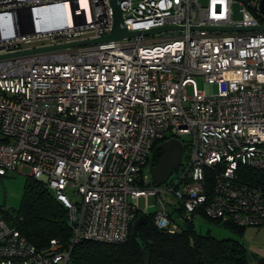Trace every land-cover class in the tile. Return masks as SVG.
Masks as SVG:
<instances>
[{
  "label": "built area",
  "instance_id": "built-area-1",
  "mask_svg": "<svg viewBox=\"0 0 264 264\" xmlns=\"http://www.w3.org/2000/svg\"><path fill=\"white\" fill-rule=\"evenodd\" d=\"M259 2L0 0V177L26 167L67 209L71 233L66 248L49 240L37 251L0 217V264H68L81 241L122 243L135 214H146L140 198L157 206L154 227L172 234L161 192L186 218L264 226V190L236 174L264 172ZM114 6L127 32L181 29L69 46L106 36ZM229 27L263 28L220 30ZM172 139L186 160L148 188L152 148Z\"/></svg>",
  "mask_w": 264,
  "mask_h": 264
},
{
  "label": "trees",
  "instance_id": "trees-1",
  "mask_svg": "<svg viewBox=\"0 0 264 264\" xmlns=\"http://www.w3.org/2000/svg\"><path fill=\"white\" fill-rule=\"evenodd\" d=\"M183 150L186 148L183 146ZM160 157L157 145L151 151L150 160L155 165ZM239 182L258 186L264 190V172L237 167ZM210 183V174L205 171ZM3 177V176H2ZM182 219V226L172 234L158 230L153 225V214H135L133 221L142 216L136 233L119 244L81 241L70 250L68 264H142L141 253L147 252L148 264H248L245 249L237 241L244 228L229 223L207 219L201 213L189 218L175 209ZM220 226L236 236L235 239H216L208 231H195L193 216ZM67 209L44 184L28 176L22 184V193L16 211H1L0 217L12 226L37 251H43L49 240H58L62 247L69 243L70 229L66 221Z\"/></svg>",
  "mask_w": 264,
  "mask_h": 264
},
{
  "label": "rangeland",
  "instance_id": "rangeland-1",
  "mask_svg": "<svg viewBox=\"0 0 264 264\" xmlns=\"http://www.w3.org/2000/svg\"><path fill=\"white\" fill-rule=\"evenodd\" d=\"M205 0H199L200 4H204ZM233 19H236V6H233ZM193 80L195 82V87L197 90L202 91L205 88V85L202 81V78L200 76L193 77ZM216 91V87L213 85L211 87V92L214 93ZM186 95L190 96V88L187 87ZM185 139V137H184ZM186 160V150H183L182 157L180 162L184 163ZM29 176V170L26 167H21L17 170V172L7 173L3 177H0V208L4 210H8L9 212H14L17 210L21 198L22 193V184L26 177ZM148 188L153 186V183L151 179L149 178L147 181ZM66 198L72 203V204H78L80 199L75 193H71L69 191L65 192ZM159 199L161 200V203L166 207V209L172 213V217L174 219V223L179 228L182 226V219L175 210L176 208H173L176 205V201L170 197V195H164L162 192L159 194ZM138 207L142 210H145L146 214H153L157 210V206L155 204H152L150 202L149 205H144V201L142 198L138 200ZM192 222L194 225V229L196 232L200 234H204L206 231L208 233L216 238V239H235L236 236L229 232L228 230L216 226L212 223L206 222L204 219L200 218L195 214L192 218ZM246 232V231H245ZM243 233L241 237H237V241L240 242L241 245L245 248L246 243H248V237L246 233Z\"/></svg>",
  "mask_w": 264,
  "mask_h": 264
},
{
  "label": "water",
  "instance_id": "water-1",
  "mask_svg": "<svg viewBox=\"0 0 264 264\" xmlns=\"http://www.w3.org/2000/svg\"><path fill=\"white\" fill-rule=\"evenodd\" d=\"M259 11L264 13V0H260L259 2ZM121 22L120 12L117 6L112 7V27L110 32L101 38L91 40V41H83L78 42L75 44H71L69 46H77V45H84L90 43H99L105 41H112V40H121V39H130L133 37H137L140 35H151V34H158L166 30H178L181 27H160L150 29L148 31H133L127 32L124 28H120L118 25ZM263 27H256V28H243V27H229V28H220L221 31H247V30H259ZM208 29H218V28H208ZM68 47L67 45H61L57 47L45 48L37 51H48L58 48ZM29 53V52H26ZM8 57V56H3ZM2 58V57H0ZM157 150L160 152V157L155 165H152L151 161H149L147 165V171L152 183L155 186H159L163 184L167 178L175 171L176 167L179 165L181 157H182V147L180 143L176 140H167L157 145ZM143 217L140 216L136 218L132 225H131V234L134 235L138 226L142 223ZM141 261L142 264H148V254L147 252L141 253ZM258 264H264L263 262H258Z\"/></svg>",
  "mask_w": 264,
  "mask_h": 264
},
{
  "label": "crops",
  "instance_id": "crops-1",
  "mask_svg": "<svg viewBox=\"0 0 264 264\" xmlns=\"http://www.w3.org/2000/svg\"><path fill=\"white\" fill-rule=\"evenodd\" d=\"M244 232L248 237V243H246L245 248L243 245L242 247L245 249L248 264L264 263V226L260 228H244ZM240 243H242L241 240Z\"/></svg>",
  "mask_w": 264,
  "mask_h": 264
}]
</instances>
